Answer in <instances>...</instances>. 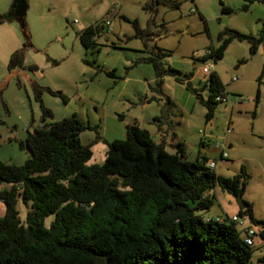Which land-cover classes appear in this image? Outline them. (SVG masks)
<instances>
[{
	"label": "rangeland",
	"instance_id": "1",
	"mask_svg": "<svg viewBox=\"0 0 264 264\" xmlns=\"http://www.w3.org/2000/svg\"><path fill=\"white\" fill-rule=\"evenodd\" d=\"M13 2L0 0L4 18L0 22V162L23 165L30 157L19 140L44 123L35 86L48 87L62 91L67 101L44 91L43 102L53 112L47 124L77 114L91 127L81 135L93 152L89 164H103L109 143L125 139L129 124L152 134L163 126L168 142L185 143L187 160L206 156L216 162L214 170L221 176L238 175L243 167L247 172L243 198L253 204L257 222L240 215L236 197L218 185L211 192L214 204L204 215L215 219L238 215L256 231L264 229V45L253 55L248 41L234 40L224 57L215 60L213 70L225 85L231 108L226 107L227 100L219 102L208 120L207 108L194 92L208 98L204 85L209 75L203 73V66L214 58L204 61V57L219 47V34L231 28L257 35L264 22V4L244 10L245 0H224L231 9L225 12L221 0H28L26 17L20 21L9 15ZM105 18L114 31H104L96 46L86 48L77 33ZM17 50L22 51L25 68L9 66ZM157 54L163 67L171 69L164 75L161 91L153 64L144 60ZM108 71H115V77ZM188 81L193 89L187 87ZM239 96L249 101L239 102ZM228 128L231 133L226 135ZM17 130L21 137L14 138ZM217 142L225 145V160ZM168 151L175 153L171 146ZM2 187L10 184L4 182ZM17 208L25 222L28 208L21 199ZM4 214L5 204L0 201V216ZM54 219L55 215L47 217L46 226ZM256 241L250 264H264L259 260L264 252L258 248L264 240Z\"/></svg>",
	"mask_w": 264,
	"mask_h": 264
},
{
	"label": "trees",
	"instance_id": "2",
	"mask_svg": "<svg viewBox=\"0 0 264 264\" xmlns=\"http://www.w3.org/2000/svg\"><path fill=\"white\" fill-rule=\"evenodd\" d=\"M221 2L225 12L231 11ZM254 3L264 0H245L243 9ZM9 13L15 16L14 6ZM3 19L0 16V22ZM104 21L77 33L86 48L97 45L106 31ZM133 23L140 31L137 20ZM24 32L30 44L27 27ZM219 40V47L204 61L223 58L234 40L248 41L254 55L264 45V22L257 35L226 28ZM22 55L20 50L13 54L10 68H25ZM159 59L161 54L144 58L153 64L161 91L171 69ZM107 73L115 77V71ZM204 88L209 91L207 99L194 92L210 120L227 93L216 71L209 74ZM45 90L67 101L62 91L36 85L44 123L19 140L30 157L23 165L0 162V201L5 204L0 216V264H250L256 249L244 241L237 223L229 217L224 222L207 220L203 213L213 206L211 192L217 185L235 197L243 196L244 167L233 177L218 175L206 156L187 160L181 141L171 153L137 124L127 126L125 139L109 143L103 164H89L93 152L81 135L91 127L77 114L47 124L53 112L43 102ZM4 182L10 187L3 188ZM19 199L28 208L25 222L17 208ZM246 203L239 214L257 222L253 204ZM50 215L55 219L47 227Z\"/></svg>",
	"mask_w": 264,
	"mask_h": 264
},
{
	"label": "built area",
	"instance_id": "3",
	"mask_svg": "<svg viewBox=\"0 0 264 264\" xmlns=\"http://www.w3.org/2000/svg\"><path fill=\"white\" fill-rule=\"evenodd\" d=\"M195 10L192 9L191 13H194ZM105 26H106V31L107 33H112L114 31V28L112 26L111 20L109 18H105ZM212 51H208L206 55H210ZM214 68V62L213 61H207L204 66H203V73L205 75H209ZM234 80H238V77H234ZM218 100H221L220 98H218ZM225 100V99H223ZM238 101L239 102H247L248 99L243 97V96H239L238 97ZM231 133V129L228 128L226 130V135ZM215 147L221 151V155L220 158L221 160H225L228 157L227 152L225 151V145L223 143L217 142L215 144ZM210 167L215 168L216 167V162L215 161H210L209 163ZM212 217H207V220L211 219ZM227 218V217H226ZM225 217H221L219 216L216 220L220 221V222H224L226 220ZM215 219V218H214ZM230 221H233L235 223H237V225H241L242 228H239V230L241 231L242 237L244 239V241L251 247L253 248H257V237H260L262 240H264V237L261 235V232L256 231L255 228H253L250 225H246L245 221L240 219V217L238 215H234L232 217H229ZM258 248H262V251L264 252V243L258 247Z\"/></svg>",
	"mask_w": 264,
	"mask_h": 264
},
{
	"label": "crops",
	"instance_id": "4",
	"mask_svg": "<svg viewBox=\"0 0 264 264\" xmlns=\"http://www.w3.org/2000/svg\"><path fill=\"white\" fill-rule=\"evenodd\" d=\"M262 20V19H261ZM214 71V70H213ZM235 77V76H234ZM234 77H233V80H234ZM236 81V80H235ZM225 100H227V102L226 103H228V105L226 106L227 108L228 107H232L233 106V102L230 100V99H225ZM249 101V100H248ZM247 101V102H248ZM247 102H242V103H247ZM39 126H41V125H39ZM38 126V127H39ZM159 131L158 132H155L154 134H152V136H153V138H154V140L156 141V142H158V143H161V142H163V143H165L166 144V146H167V149H168V146H171V147H173V151L174 152H176V143L177 142H179V141H176V142H174V141H170V142H168V136H169V134H168V132L166 131V130H164L163 129V126L162 127H159V129H158ZM21 134L19 133V130H17V131H13V137L14 138H17V137H19ZM21 137V136H20ZM155 137H156V139H155ZM20 140H22L21 138H20ZM207 217V216H206ZM208 217H212V216H208ZM212 218H214V217H212ZM260 261H264V257H262V258H260L259 259Z\"/></svg>",
	"mask_w": 264,
	"mask_h": 264
},
{
	"label": "water",
	"instance_id": "5",
	"mask_svg": "<svg viewBox=\"0 0 264 264\" xmlns=\"http://www.w3.org/2000/svg\"><path fill=\"white\" fill-rule=\"evenodd\" d=\"M15 8V16L22 20L24 17H26L27 11H28V0H14L13 5ZM187 87L190 89H193L192 82H187ZM236 201L240 208H246L247 203L246 200H244L242 195H239L236 197ZM264 226V223H262Z\"/></svg>",
	"mask_w": 264,
	"mask_h": 264
}]
</instances>
